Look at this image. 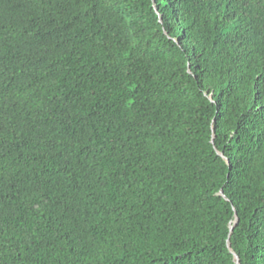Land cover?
<instances>
[{"label":"trees","instance_id":"obj_1","mask_svg":"<svg viewBox=\"0 0 264 264\" xmlns=\"http://www.w3.org/2000/svg\"><path fill=\"white\" fill-rule=\"evenodd\" d=\"M0 264H264V0H0Z\"/></svg>","mask_w":264,"mask_h":264},{"label":"water","instance_id":"obj_2","mask_svg":"<svg viewBox=\"0 0 264 264\" xmlns=\"http://www.w3.org/2000/svg\"><path fill=\"white\" fill-rule=\"evenodd\" d=\"M230 229H232V227H231ZM228 244H229V240H228ZM234 256H235V255H234Z\"/></svg>","mask_w":264,"mask_h":264}]
</instances>
